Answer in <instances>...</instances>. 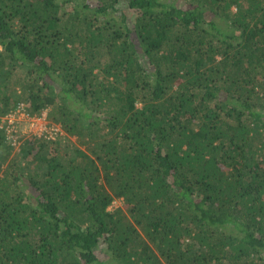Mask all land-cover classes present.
<instances>
[{
	"label": "trees",
	"instance_id": "16d2710c",
	"mask_svg": "<svg viewBox=\"0 0 264 264\" xmlns=\"http://www.w3.org/2000/svg\"><path fill=\"white\" fill-rule=\"evenodd\" d=\"M20 105L85 148L22 141L0 264H264V0H0V172Z\"/></svg>",
	"mask_w": 264,
	"mask_h": 264
},
{
	"label": "rangeland",
	"instance_id": "374dc122",
	"mask_svg": "<svg viewBox=\"0 0 264 264\" xmlns=\"http://www.w3.org/2000/svg\"><path fill=\"white\" fill-rule=\"evenodd\" d=\"M135 17V15L132 16V18ZM20 69V68H19ZM23 73V70L20 71V73L18 72L19 75H21ZM11 113V111L9 112ZM7 113L2 119L6 120L7 119V115L9 114ZM50 109L44 110L41 115L37 116L41 118V125L45 126L48 131H43L44 132V136L47 137V152L50 151L55 145H53L54 141L52 140H56L57 138L61 137L59 142H62L59 146L61 148V150H63V153H73V144L75 143L76 145H78L80 148L84 149L85 145H83V143H81V141L76 137L73 136L70 138L71 143L68 144L66 138L64 137L65 133L63 131V134L60 135L59 137H56L55 139L50 138V130H52V126L55 127H61L58 123H56L50 116ZM10 117V116H8ZM24 115L20 114V116H18L17 118H19V122L18 125L20 126L19 129L22 131L21 132V136L18 139V145H16L14 147L13 150H11V154L7 160V162L5 163L3 169L0 172V175H2L4 173L5 170H19V171H23L24 173H27L29 170L32 169L31 165L29 164V162L27 161V159L22 158V153H20V147L22 146V141H24L27 138H32L34 136H42L39 135L40 133L42 134V130H38L39 132L35 133L33 131L29 130V125L30 122L28 121V119L23 118ZM54 135V134H53ZM64 137V138H63ZM46 150V148H45ZM122 206V200L121 199H115L112 202V205L110 206V209H115L117 207Z\"/></svg>",
	"mask_w": 264,
	"mask_h": 264
},
{
	"label": "built area",
	"instance_id": "2783aa9c",
	"mask_svg": "<svg viewBox=\"0 0 264 264\" xmlns=\"http://www.w3.org/2000/svg\"><path fill=\"white\" fill-rule=\"evenodd\" d=\"M20 114L24 115L23 118H26L28 119V121L30 122V125H29V130L30 131H33L35 133L39 132L38 130H42L43 131H48L46 129L45 126H42L41 125V118L40 117H37V116H30L26 110L20 105L18 106V109L16 112H11L7 115V119L4 120V122L7 123V127L11 129H19V125H18V121L20 120L19 118H17L18 116H20ZM10 116V117H8ZM51 134H50V138H53L55 139L56 137H59L60 135L63 134V131H62V128L61 127H55V126H52V130H50ZM44 132L39 135H43ZM54 134V135H53Z\"/></svg>",
	"mask_w": 264,
	"mask_h": 264
}]
</instances>
